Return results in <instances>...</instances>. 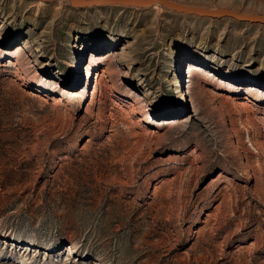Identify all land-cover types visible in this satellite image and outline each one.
<instances>
[{
  "label": "rangeland",
  "instance_id": "1",
  "mask_svg": "<svg viewBox=\"0 0 264 264\" xmlns=\"http://www.w3.org/2000/svg\"><path fill=\"white\" fill-rule=\"evenodd\" d=\"M0 264H264V23L0 0Z\"/></svg>",
  "mask_w": 264,
  "mask_h": 264
},
{
  "label": "water",
  "instance_id": "2",
  "mask_svg": "<svg viewBox=\"0 0 264 264\" xmlns=\"http://www.w3.org/2000/svg\"><path fill=\"white\" fill-rule=\"evenodd\" d=\"M112 2H123L127 4H135L139 6H149L155 3H162L169 5L180 11H188L191 13L194 12L201 15H210V16L229 15L238 18L240 20L264 23V14L262 13H245L225 6L208 8L200 5L185 4L175 0H71V3L75 6L112 3Z\"/></svg>",
  "mask_w": 264,
  "mask_h": 264
},
{
  "label": "bare ground",
  "instance_id": "3",
  "mask_svg": "<svg viewBox=\"0 0 264 264\" xmlns=\"http://www.w3.org/2000/svg\"><path fill=\"white\" fill-rule=\"evenodd\" d=\"M113 3H116V4H126V5H131V6H135V7H139V5H135V4H127V3H123V2H113ZM76 77V76H75ZM74 77V79H75ZM100 79V78H99Z\"/></svg>",
  "mask_w": 264,
  "mask_h": 264
}]
</instances>
